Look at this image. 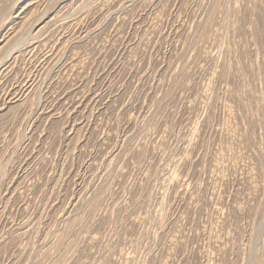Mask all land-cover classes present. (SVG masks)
Segmentation results:
<instances>
[{
    "label": "rangeland",
    "instance_id": "rangeland-1",
    "mask_svg": "<svg viewBox=\"0 0 264 264\" xmlns=\"http://www.w3.org/2000/svg\"><path fill=\"white\" fill-rule=\"evenodd\" d=\"M0 264H264V0H0Z\"/></svg>",
    "mask_w": 264,
    "mask_h": 264
}]
</instances>
